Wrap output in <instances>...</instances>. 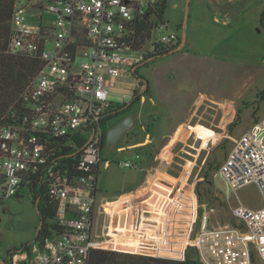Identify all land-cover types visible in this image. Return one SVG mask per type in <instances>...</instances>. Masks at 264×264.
<instances>
[{
  "label": "built area",
  "instance_id": "2783aa9c",
  "mask_svg": "<svg viewBox=\"0 0 264 264\" xmlns=\"http://www.w3.org/2000/svg\"><path fill=\"white\" fill-rule=\"evenodd\" d=\"M162 1L13 0L7 51L38 56L43 65L21 95L29 112L19 123L0 128V211L7 209L4 201L19 188L35 183L39 187L48 182L47 193L57 206L51 235L10 249L3 264H85L92 249L107 246L92 234V213L100 164H110L100 144L105 130L101 120L115 104L109 95L110 79L130 73L147 53L133 59L125 56L131 51L127 37L133 21L141 16L155 18ZM32 7L53 13L52 26L41 22L32 26L27 15ZM166 27L167 23L160 24L153 32ZM180 37L170 31L152 43L174 46ZM48 40L51 49L46 48ZM85 50L87 59L75 65ZM77 134L87 141L77 163L81 174L72 175L61 169L56 142ZM233 141L218 171L229 192L255 184L263 207L256 210L241 202L233 207L238 226L232 232L247 254L253 244L264 264V119ZM138 161L136 155V160L121 165L133 168Z\"/></svg>",
  "mask_w": 264,
  "mask_h": 264
},
{
  "label": "rangeland",
  "instance_id": "374dc122",
  "mask_svg": "<svg viewBox=\"0 0 264 264\" xmlns=\"http://www.w3.org/2000/svg\"><path fill=\"white\" fill-rule=\"evenodd\" d=\"M166 2L163 19L167 27L154 31L143 50L125 51V56L140 58L143 52L153 50V40L170 31L181 35L184 22L188 37L187 47L197 56L189 62L185 74L180 65H170L168 60L159 59L161 57L138 67L136 73L142 77L147 76L149 81L153 78L151 74L161 68L171 67L170 69L174 70L167 76L168 81L163 80L165 93L170 100L167 103L171 105L163 107L166 109L162 106L155 107L149 99L152 93L141 95L143 87L141 84L137 87V106L132 110L138 116L137 123L128 132L121 148L133 140L140 141L143 147L110 150L105 143L102 156L110 164L107 168L100 164L95 198L97 201L114 199L120 192L136 188L145 178L146 162L158 170H167L174 176H179L183 169L192 167V176L187 179L189 186L184 184L181 188L187 189L194 184V200L184 194L187 201L179 204L177 210L182 213L184 219L188 217V222L195 228L203 218L204 212H212L210 208L214 207V217L236 227L238 222L231 213L233 207L241 202L261 210L262 197L255 184H247L236 193L227 192L225 180L218 169L233 147V139L249 130L253 123L264 119V97H259L264 89V18L260 21L263 4L257 12L253 5V9L246 13L250 22L259 15L257 25L251 28L241 13L230 25L222 24L224 18L219 14L218 7L224 0H218L216 3L212 0H189L188 7L187 0ZM27 15L32 26H38L40 22L52 26L55 17L53 13L35 7H32ZM213 16L219 22H214ZM52 46L51 40H48L46 48L51 49ZM86 52L87 50L78 55L75 65L87 59ZM110 93L123 92L112 88ZM145 111H148L150 116V119L143 116L144 120L148 121V130L151 129L148 136H145L141 128V115ZM238 111L239 119L235 122ZM130 112L128 111V114ZM190 117L191 125L200 122L214 134L205 139L192 130L191 125L176 122ZM123 118V114L112 118L107 123L108 129ZM152 119L158 120L159 123L151 122ZM136 154L140 156L141 161H138L136 167L124 168L121 165V162L136 160ZM197 171L198 178L194 181L193 174ZM213 186L217 190L214 194H223L224 201L218 202L213 196ZM207 192L213 197L204 205L205 200L199 198H205ZM4 206L7 209L0 211V258L5 262L8 260L7 252L10 249L34 242L39 213L26 186L19 188L15 196L6 199ZM185 222L187 221H180L178 224L180 234L186 232L188 223ZM116 242L121 243V239L106 245L114 247L110 249L137 253L122 244L115 245ZM190 252L193 255V250ZM254 264L261 262L256 259Z\"/></svg>",
  "mask_w": 264,
  "mask_h": 264
},
{
  "label": "crops",
  "instance_id": "0c3cea01",
  "mask_svg": "<svg viewBox=\"0 0 264 264\" xmlns=\"http://www.w3.org/2000/svg\"><path fill=\"white\" fill-rule=\"evenodd\" d=\"M212 1L216 3L218 0ZM263 1L224 0V3L218 7L219 14L224 18L222 24L228 26L238 16L243 15L247 25L250 24L251 28L255 27L259 15L250 22L247 20L246 13L253 9V5L257 12ZM213 21L219 22L215 16H213ZM237 33H239V30ZM187 43L188 37L186 36L185 44L180 50L159 59L168 60L170 65H180L185 74L189 62L197 56L189 50ZM170 68H161L155 71L151 74L153 78L150 81L147 76L143 77L148 81L152 93V97L149 99L155 107L162 106L163 108L171 105L167 103L170 100L163 85V80L168 81L167 76L174 72ZM110 83L109 95L115 104L131 101L137 87H140V82L132 71L130 73L124 72L110 79ZM112 88H116L123 93L111 94L110 89ZM142 98L143 96H141V100ZM136 106L137 104H134L130 111L132 112ZM129 114L126 112L123 117ZM144 115L150 119L149 112L145 111L141 115V128L145 136H148L151 129L148 130L149 124H147L148 121L144 120ZM191 119L190 117L187 120L176 122L189 126L191 125ZM155 121L159 123L156 119L151 120L153 123ZM198 123L191 125L190 128L201 134L205 139L214 134L211 130L202 126L200 122ZM139 147H143L140 145V141L133 140L124 145L123 150ZM147 163H145L147 167L145 178L136 188L120 192L114 199L97 201L95 198L92 213V234L96 240L113 244L116 240L121 239V243L116 242L115 245L122 244V246L132 248L133 251L143 255L176 259L187 258L209 264H254L256 259H259L263 264L253 244H250L247 254L241 243L234 238L233 226L228 222H221L220 218L214 217V207L210 208L211 213L207 210L204 212L203 218L195 228L188 222V217L184 219L182 213L177 210L179 204H184L187 201L186 197L190 196L194 200V184L190 188L187 187V189L181 188L184 187V184H187V179L192 176V167L183 169L181 175L174 176L167 170H158ZM108 166L109 164H105L103 167L107 168ZM197 178L198 171L193 174V180L195 181ZM187 185L189 186V184ZM97 189L98 178L96 191ZM216 191V188H214L213 196L217 198L218 202L224 201V195L219 192L215 195ZM227 192H229L228 188ZM184 194L186 197L183 196ZM213 196L207 192L205 198L200 196L199 199L205 200L203 204L206 205ZM180 221H187L185 223H188L186 232L181 234L178 232ZM104 248L114 247L108 245ZM190 250H193V255Z\"/></svg>",
  "mask_w": 264,
  "mask_h": 264
},
{
  "label": "trees",
  "instance_id": "16d2710c",
  "mask_svg": "<svg viewBox=\"0 0 264 264\" xmlns=\"http://www.w3.org/2000/svg\"><path fill=\"white\" fill-rule=\"evenodd\" d=\"M166 0H163L158 5L155 11V18L151 19L147 16H141L133 21L131 31L127 37V43L132 52L141 51L144 49L147 41L150 40L153 30L160 24H166L163 19V14L166 8ZM13 10V0H0V128L10 124H17L21 121L24 114L29 112V104L21 97L25 89L31 84L34 77L41 69L43 63L38 56L11 54L7 51L10 35V23ZM264 18V1L263 10L260 16V21ZM180 41V40H179ZM179 42L174 46H164L161 44L153 45V50L143 54L142 58L135 64L137 72L138 67L147 65L151 60L166 56ZM132 67V68H133ZM136 78L143 87L144 78L135 73ZM141 80V81H140ZM150 93L149 84L146 89L141 91V95ZM129 102L121 104H112L104 114L101 120V125L105 127L101 137V146L106 143L107 123L114 117L124 114L132 109L138 98L135 96ZM259 97H264V89ZM240 112L236 114V120L239 119ZM87 138L83 135H75L74 137L66 136L57 139L56 145L61 150L57 159L61 163V169H68L72 175L81 174L77 168L80 149L86 143ZM99 172L97 173L94 185ZM48 183V182H47ZM47 183L43 186H36V183L29 186L28 189L31 195V201L34 205L37 204L39 213V221L43 220V225L40 230L35 232L34 241H42L51 235L54 230L52 220L55 215L57 202L47 193ZM30 243L22 244L25 247ZM85 264H207L197 260L190 259H175L167 257H157L151 255H143L139 253L120 251L117 249L94 248L90 251Z\"/></svg>",
  "mask_w": 264,
  "mask_h": 264
},
{
  "label": "water",
  "instance_id": "95a60500",
  "mask_svg": "<svg viewBox=\"0 0 264 264\" xmlns=\"http://www.w3.org/2000/svg\"><path fill=\"white\" fill-rule=\"evenodd\" d=\"M189 0L186 2V7H188ZM185 27V22L183 23V32L180 37L179 44L176 48H174L170 53H174L178 50H180L186 41V32L184 30ZM132 73H136L135 67L132 68ZM143 81V90L146 89L148 85V81L146 79L142 80ZM137 123V115L134 112H131L129 115L124 117L122 120L117 122L115 125L110 127L107 132H106V145L108 149H117V150H123L121 148L123 146V141L128 136V132L135 126ZM37 208V204L35 205ZM43 225V220L40 219L39 224L36 228V231L38 232ZM0 263L3 264L4 261L0 258Z\"/></svg>",
  "mask_w": 264,
  "mask_h": 264
},
{
  "label": "flooded vegetation",
  "instance_id": "af4514ba",
  "mask_svg": "<svg viewBox=\"0 0 264 264\" xmlns=\"http://www.w3.org/2000/svg\"><path fill=\"white\" fill-rule=\"evenodd\" d=\"M112 127V126H111ZM107 130H108V127H107V129H106V132H107ZM125 145H127V144H125Z\"/></svg>",
  "mask_w": 264,
  "mask_h": 264
}]
</instances>
